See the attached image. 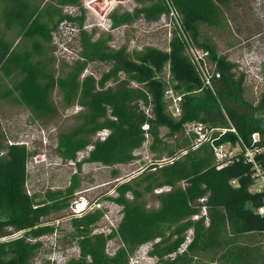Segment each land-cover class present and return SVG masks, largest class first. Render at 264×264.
<instances>
[{"label": "trees", "instance_id": "16d2710c", "mask_svg": "<svg viewBox=\"0 0 264 264\" xmlns=\"http://www.w3.org/2000/svg\"><path fill=\"white\" fill-rule=\"evenodd\" d=\"M178 13L181 25L192 35L196 46L210 53L215 71L221 77L212 87H204L193 64L184 53V43L176 36L170 50L161 52L148 47L130 59L125 49L112 51L101 41L87 45L84 62L78 63L63 80H54L45 58L52 34L62 21L72 19L63 8H78L80 0H0V74L13 82L1 97L24 105L39 119L56 111L51 93L61 88L66 106L78 103L85 110L82 124L57 138V152L63 161L76 162L89 146L93 149L85 162L115 166L129 164L134 152L150 138L151 152L168 151L160 136L168 130L175 149L187 151L172 164L151 165L140 181L121 183L115 190V203L122 207V219L110 234H93L102 219L100 212H87L71 219L79 250L78 258L67 264H130L139 247L153 243L151 256L160 264H193L195 258L216 250L231 249L230 260L242 261L243 247L238 239L264 234V192L251 193L255 177L253 165L240 151L232 163L217 170L211 148L192 150V137L184 133V124L196 122L211 127L236 129L238 138L251 148V136L258 133L264 140V95L257 104L244 98L245 75H236V65L217 53L208 43L198 45L201 26L223 28L225 8L231 0H169ZM141 7L122 17L112 15V27L130 25L139 18L156 21L167 11L159 0H135ZM83 22V17L75 20ZM28 44L21 50L10 40L12 33ZM86 46V47H87ZM88 61L107 63L110 68L99 78L83 76ZM167 68L170 81L161 77ZM112 83L114 87H109ZM136 87H134V85ZM168 84L183 95L182 115L174 119L167 111L165 90ZM13 93L16 96L12 98ZM149 113L150 117L147 116ZM147 125L148 131L141 129ZM107 130L104 141L96 135ZM94 136V142L90 137ZM237 135L226 132L214 144L236 142ZM242 148V145H241ZM0 157V239L21 232L17 239L0 242V264H33L39 243L34 240L52 232L42 220L64 208V199L78 188L73 184L65 198L47 196L49 203H34L26 190L28 151L23 145L6 147ZM169 150V156L174 155ZM264 171V155L255 157ZM236 181V186L231 185ZM170 190L158 195V209L147 211L143 195L154 190ZM129 195V197H127ZM204 199L203 204L200 203ZM205 207L207 216L193 221ZM207 219V222H206ZM189 231L191 240L181 252ZM117 239L120 247L107 253L109 241Z\"/></svg>", "mask_w": 264, "mask_h": 264}, {"label": "rangeland", "instance_id": "374dc122", "mask_svg": "<svg viewBox=\"0 0 264 264\" xmlns=\"http://www.w3.org/2000/svg\"><path fill=\"white\" fill-rule=\"evenodd\" d=\"M140 7L135 0H80L78 8H64L67 10L64 14L72 21L65 20L58 25L45 56L54 80H63L78 63H83L86 49L89 48L87 45L97 41L112 51L125 49L130 59L148 47L161 52L169 51L170 42L176 33L166 16L155 22L141 18L130 25L112 27L113 14L119 18ZM80 16L83 17L81 25L75 21ZM224 24L223 28L215 29L201 26L197 43L210 44L219 55L236 65V75H245V100L257 104L264 95V0H231L225 8ZM188 34L193 41L192 35ZM10 38L19 49H28V44L16 38L15 32ZM109 68L107 63L88 61L83 75H92L97 79ZM161 77L169 81L167 68L162 71ZM12 85L13 82L0 74V157L5 154L6 147L14 143L27 149L26 190L36 204L50 205L47 198L50 194H60L64 199L67 189L73 184V178L78 184L73 195L62 201L64 208L50 213L42 220L43 225L52 228V232L33 241L39 243L33 264H67L79 255L71 219L87 212H100L102 219L93 227V234L108 235L115 231L123 217L122 207L114 202L118 185L140 181L151 165L180 156V151L175 149L168 130L161 129L163 143L170 148L168 151L172 149L175 152L172 156L167 155L168 151L151 152L148 138L143 147L134 152V159L129 164L104 166L88 163L84 160L85 153L79 155L75 163L63 161L57 152V138L79 127L85 110L78 103L66 106L64 93L58 87L51 93L56 111L45 119H39L24 105L1 97L3 91ZM108 86L114 87L112 83ZM15 96L16 93H13L12 98ZM261 115L264 117V113ZM203 126L208 130L213 129L214 136L218 134V128H221L218 126L214 129L206 124ZM90 141L94 142V136L90 137ZM224 146L229 158L241 151L239 138L236 142H226ZM258 182L250 189L251 192L254 193L259 189L258 186L264 185V177ZM166 191L162 188L143 195L142 202L146 210L150 212L158 209V195ZM17 236L16 233L11 234L1 238L0 242L17 239ZM156 242L139 247L130 258V264H160L155 256H151ZM236 244L243 247L242 261L238 264H264V234L245 236L238 239ZM119 247L117 239L111 240L106 246L107 253L113 255ZM230 253V248L216 250L195 258L193 264H234L230 260Z\"/></svg>", "mask_w": 264, "mask_h": 264}, {"label": "built area", "instance_id": "2783aa9c", "mask_svg": "<svg viewBox=\"0 0 264 264\" xmlns=\"http://www.w3.org/2000/svg\"><path fill=\"white\" fill-rule=\"evenodd\" d=\"M159 1L163 2L166 6V9H167L166 13L164 15H162L161 17L166 16L169 18V20L171 21V24L175 30V33H176L174 35L180 41H182L184 43L185 56L193 64L198 76L201 78L203 86L211 88L213 81L219 79L221 77V75L218 71H215V66H214L212 59H210L209 51L206 49H203L201 47L198 48L195 45V43L190 39L189 34L185 31L183 25H181V20H180L178 13L173 8L170 1L169 0H159ZM65 8H67V7H65ZM66 11L67 10H63V12H65V13H66ZM139 19H141V18H139ZM150 22H155V21H150ZM168 77H169V74H168ZM134 87H136V85H134ZM164 94H165V99L167 101V111H169V113L171 114V116L174 119H179L182 115L181 103L183 101V95L176 93L173 90L171 84H168ZM146 113H147V116L150 117L149 113L148 112H146ZM203 125L204 124H202V123L198 124V123L193 122V123H185L183 126L185 135L188 137H192V140H193L192 150H197L204 145L211 148L214 160L217 163V170L231 164L232 159L234 157L229 158L224 144L217 146L214 143H215V141L218 140V138H220L226 132H231L232 134L237 135L236 129H234L233 127H231L230 129L218 128V134H216L214 136V130L213 129L208 130V128L203 126ZM212 128H214V127H212ZM141 129H143V131H145V132H147L149 130L147 125L142 126ZM214 129H217V128H214ZM109 134H110L109 131L103 130L96 135L95 141H99V140L104 141L109 136ZM240 143L242 145L241 151L244 153L245 160L248 163L253 165V170H254V176L253 177H255V181H254V184H255L256 182H258L259 180H261L264 177V171L261 170V167L259 166V164L257 163V160L255 159V157H259L261 155H264V140L263 141L261 140L258 133H254L251 136V143H252L251 148H247L241 141H240ZM92 149H93V147L89 146L87 148V150H85L83 152L86 154V157L88 156L89 152ZM83 153H81V154H83ZM186 153H187V151L185 150L183 152H180V156L170 157L167 162L166 161H159L156 164L159 167H162V166L168 165V164H172V163H174L175 160L185 156ZM81 154H79V155H81ZM258 183H261V182H258ZM231 185L233 187H235L236 181H232ZM253 187H254V185L251 188H253ZM258 187H259V189L255 191L256 193L264 192V185H262V186L260 185ZM164 189L167 190L166 192H168L170 190V188L169 189L164 188ZM250 189H249V191H250ZM251 193H253V192H251ZM203 202H204V199L202 201H200L201 204H203ZM200 210H201V214L194 216L192 218L193 221H197L200 218L207 216V212H206V209L204 206ZM80 212H82V211H77V213H80ZM257 212L260 215H264V210L262 208L258 209ZM206 222H207V219H206ZM19 233H21V232L17 233V235H18L17 238H19L23 235L22 233L21 234H19ZM191 236H192V231H189V233L187 235L186 242L184 245H182L181 252L185 251V249L187 248L186 246L190 242Z\"/></svg>", "mask_w": 264, "mask_h": 264}]
</instances>
